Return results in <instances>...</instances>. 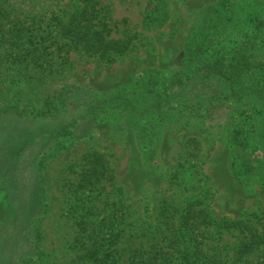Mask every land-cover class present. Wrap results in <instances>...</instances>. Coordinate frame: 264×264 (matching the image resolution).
<instances>
[{
  "label": "rangeland",
  "instance_id": "obj_1",
  "mask_svg": "<svg viewBox=\"0 0 264 264\" xmlns=\"http://www.w3.org/2000/svg\"><path fill=\"white\" fill-rule=\"evenodd\" d=\"M99 2L111 17L113 38L137 36L131 51L115 63L63 46L53 13L72 12L81 1L0 0V133L4 123L16 122L40 132L58 122L60 133L36 156L46 199L32 222L39 255L23 264H90L87 248L103 245L110 224H121L130 235L124 256L146 238L168 245L169 237L183 231L181 221L195 203L213 220L215 228L209 229L220 233L218 246L233 255L247 230L227 231L218 223L243 221L264 229V167L256 166L264 163V99L241 97L230 109L207 116L194 108L205 91L201 86L188 94L163 88L206 20L234 24L223 34L235 45L255 36L248 28L263 23L258 25L263 32L264 0ZM262 48L253 55L264 62ZM70 88L78 103L96 101L95 114L90 111L79 128L68 125L69 114L59 119L56 111ZM181 98L187 108L177 107ZM91 153L106 162L96 182L89 173ZM12 202L0 185L2 247L16 226L23 227V210ZM182 256L175 253L171 263L185 264ZM257 263L264 264V247L243 261Z\"/></svg>",
  "mask_w": 264,
  "mask_h": 264
},
{
  "label": "trees",
  "instance_id": "obj_2",
  "mask_svg": "<svg viewBox=\"0 0 264 264\" xmlns=\"http://www.w3.org/2000/svg\"><path fill=\"white\" fill-rule=\"evenodd\" d=\"M79 1H81L80 5L72 12L53 13L59 36L64 41L62 44L68 48L67 52L72 50L90 57L98 56L107 63H115L119 57L127 55L133 48L137 36L128 32L130 35L124 38H113L111 17L107 12L103 13L99 0ZM162 1L158 0L159 5H163ZM155 20H159L158 17L151 18L152 22ZM226 21L210 25L206 20L198 33L185 45L183 64L175 68L169 87L163 88L166 92L168 88L172 91L173 88L178 87L188 94L201 86L200 88L205 91L197 98L194 108L207 116L217 108L230 109L231 102L241 97L264 99V62L254 58L253 55L254 50L264 46V30L262 32L260 29L263 23H259L260 26L257 25L253 30L248 28L247 32L255 36L235 45L223 34L234 26ZM241 26L240 24L239 28ZM155 80L154 77L147 79L149 84L154 83ZM211 85L218 88L207 92L206 88ZM73 93L75 88H70L64 96L62 95L56 111L59 119L69 114L72 120L68 125L79 128L78 122L83 124L90 111L95 114L96 101L92 103L89 98L78 103L73 99ZM106 101L104 100L105 104ZM109 101L112 99L110 98ZM181 101L182 98L177 101V107L185 108L186 103ZM187 106L191 108L190 105ZM54 125L55 128L52 126L51 131L45 126L40 132L35 130L36 125V127L34 125L25 127L20 122L10 126L7 123L3 124L4 134L0 137V185L4 186L5 192L11 195L12 203L17 209L23 210L24 218L23 227L20 229L16 226L17 232L8 237L9 243L0 246V254L4 255L0 264H23L39 255V248L34 238H38L39 235L36 234L32 222L43 213L46 196L41 188L36 156L56 135H60L55 131L59 123L56 122ZM83 128L85 130V127ZM87 135L84 133V136ZM105 164L106 162H103L102 157L97 153H91L89 156V173L95 182L103 177ZM263 164L260 161L256 166L263 168ZM195 204L190 205L192 208L187 209L181 221L180 228L183 231L175 232L169 237L168 245L163 240L151 241L146 238L145 241H139L134 245V250L129 256H124L121 252L123 246L130 241V235L125 232L121 224H110L102 234L103 245L98 247L96 243L90 244L85 258L90 264H173L171 262L174 260V254L181 252L185 264H243L245 257L264 247V229L259 232L243 221L220 222L217 228L227 231L236 230L243 234L247 230L248 233L241 241L238 250L230 255L228 248L223 249L222 246H218L220 242L217 239L220 234L218 230L215 232L209 229L215 228L213 220L205 213V209L195 208ZM261 221L264 222V217ZM262 225L264 226V223ZM175 228L174 225V230ZM170 230L169 227L163 232ZM124 237L126 239H123ZM214 237L216 239H213ZM95 242L99 243L96 237ZM108 250L116 254L109 255ZM120 253L121 256L118 255Z\"/></svg>",
  "mask_w": 264,
  "mask_h": 264
}]
</instances>
